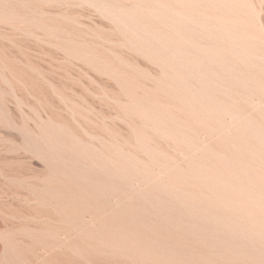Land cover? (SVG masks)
<instances>
[{"label":"rangeland","instance_id":"374dc122","mask_svg":"<svg viewBox=\"0 0 264 264\" xmlns=\"http://www.w3.org/2000/svg\"><path fill=\"white\" fill-rule=\"evenodd\" d=\"M222 105L227 106L226 112H223L224 107L219 111ZM232 109L241 111L240 122L235 118L238 111L235 114ZM263 116L264 0H0V264H152V261L153 264H178L179 260V264H201L203 260L209 262L210 258L214 261L215 257L214 263L209 264H216L222 261L218 260L221 252L229 254L220 256L227 258L223 261L232 264L239 253H243V260L240 262L239 255L236 264H252L260 255L259 264H264V231H260L264 215H255L259 220L246 212L250 213V209L252 213H262L264 209V203H257L259 198H256L264 197L260 195H264ZM243 117L245 122L249 120L243 129L250 125L245 130L256 132L255 139L248 136L251 141L244 140L247 131L240 127ZM231 120L238 124H230ZM233 125L241 131L237 135H243L237 136ZM260 145L263 151H259ZM246 146L259 149L261 153L252 151L263 157ZM247 153H253L252 158ZM221 155L233 163L223 157L221 160L225 162L220 161ZM247 155L251 159L255 157L254 161ZM217 158L222 164L236 165L229 168L224 164L226 171L237 170L240 176L231 175L230 170L227 173L240 183H234V177L229 176L232 181L227 178V173L223 179L224 165L222 174L221 169H217L220 168ZM235 159H240L237 161L241 165L244 159L255 163L244 162L243 168L248 164L245 173ZM237 167L241 170L235 169ZM158 168L163 170L162 174H156ZM250 168L253 173L257 172L256 176ZM198 169L205 173L201 181L208 178L205 184L200 182L208 189L221 177L224 182L222 179L219 182L231 181L230 187L216 182L214 188L222 185L218 188L222 194L217 188H212L211 193L205 186L199 189L196 180L200 181L202 174ZM255 169L262 170V174ZM210 174L217 175L216 179ZM163 175L172 176L174 182L170 177L171 181L168 177L165 180ZM255 178L261 179L256 181L258 186L254 184ZM247 180L254 182L249 184ZM164 185H170V189ZM225 186L231 191L229 199ZM173 187L177 189L174 191ZM181 187L187 192L185 196L184 191L180 192ZM251 189L254 192L258 189L259 193L255 192L258 195L253 197L256 202L246 193L242 194L246 191L254 194ZM216 193L221 199L214 196ZM203 194L205 198L211 195L216 200L217 197L219 203L209 196L212 203L208 204ZM183 198L185 201L190 198V202L198 199L203 206L191 204L189 200L184 204ZM234 198L239 202L245 199L244 207L247 200L252 199L253 203L249 202L247 210L242 212L243 217H250L247 221L245 217L244 221H238L243 220L240 212L244 209L241 202L240 205L237 200L233 203ZM220 200H225L226 205L230 200V207L242 208L238 207L239 211L233 209L237 207L232 208L239 212L233 215L238 222L231 219L232 209L228 208L232 213L227 211L229 217H225L224 206L228 205ZM213 204L215 210L211 208ZM256 206L262 209L259 207V211ZM193 208L201 212L191 213L195 211ZM221 208H224L223 213ZM216 211L225 215L224 218ZM172 212L176 215L170 216ZM203 212H207V216ZM178 214L185 218L176 217ZM195 214L197 217H193ZM211 214L215 215L210 217ZM216 214L223 218L225 225ZM203 217L210 222L202 220ZM212 217H217L219 222L215 223ZM251 218L257 224L249 221ZM168 219L172 221L167 225ZM225 219L237 222L241 228L249 227L248 231L236 228V224ZM189 221L203 229L194 224L192 227L191 223L187 225ZM181 222L184 230L180 229ZM214 224H219L217 229ZM226 225L235 232L222 230ZM175 226L185 239L176 235ZM187 227L192 231L191 236L187 235ZM261 228L263 230L264 225ZM204 230L208 232L203 233ZM226 230L233 232L232 237L235 234L234 239ZM192 233L202 242L196 241L198 238ZM137 235L140 238L144 235L145 241L141 242ZM247 236L252 239L245 238ZM157 237H161V241ZM169 238H177L179 245L174 246L176 241L171 239L173 243L168 245ZM207 238L217 239V246L214 242L213 247L212 239L208 243ZM226 238L233 239L231 245ZM162 240L168 247L163 248V243L160 246ZM223 240L229 242L228 246L227 242L221 244ZM178 242L184 247L179 248ZM194 242L201 244L198 247ZM204 244H209L210 249ZM233 244L237 252L235 246L231 247ZM239 245L247 248V257L245 252H239L244 250ZM221 246L232 248L233 256L230 255L232 249L224 251ZM168 248L184 257L174 256ZM195 248L202 252L196 250L195 253ZM164 250H169L165 253L169 258H165L172 257L171 262L164 257L156 260L165 255ZM151 251L159 252L155 258L153 254L149 258ZM136 252L144 257L137 256ZM203 252L205 255L199 257ZM250 252L255 255L249 256ZM192 253L197 254L196 260L204 256L200 259L202 262L195 258L190 260ZM210 253L219 256L213 258ZM185 254L187 258L189 254L187 262L182 261L187 259ZM227 262L225 264H230Z\"/></svg>","mask_w":264,"mask_h":264},{"label":"bare ground","instance_id":"6f19581e","mask_svg":"<svg viewBox=\"0 0 264 264\" xmlns=\"http://www.w3.org/2000/svg\"><path fill=\"white\" fill-rule=\"evenodd\" d=\"M228 13H229V12H228ZM240 37H241V36H240ZM250 38H251V37H250ZM236 54H237V53H236ZM249 56H250V55H249ZM253 58H254V57H253ZM236 60H237V59H236ZM194 72H195V71H194ZM196 72H197V71H196ZM174 73H175V72H174ZM196 74H197V73H196ZM201 74H202V73H201ZM246 74H247V73H246ZM178 80H179V79H178ZM252 84H253V83H252ZM247 87H248V86H247ZM194 88H195V87H194ZM199 88H200V87H199ZM260 88H261V86H260ZM262 88H263V87H262ZM206 90H207V89H206ZM212 91H213V90H212ZM229 91H230V90H229ZM213 96H214V95H213ZM216 96H217V95H216ZM196 97H197V96H196ZM219 97H220V96H219ZM221 97H222V96H221ZM211 99H212V97H211ZM197 100H199V99L197 98ZM209 100H210V99H209ZM199 101H200V100H199ZM212 102H214V101H212ZM209 103H210V102H209ZM219 103H222V101L219 102ZM219 103H218V105H221V104H219ZM258 103H259V102H258ZM260 103H261V102H260ZM211 104H213V103H211ZM214 105H215V104H214ZM211 106H213V105H211ZM215 106L217 107V104H216ZM216 107H214V108H216ZM218 107H219V106H218ZM223 107H224L225 110H223ZM225 107H227V106H226V105H224V106L222 105V107H219V111H222V110H223V112H226V111H227V110H226L227 108H225ZM220 108H222V110H221ZM216 110H217V108H216ZM232 110H233V109H232ZM228 111H229V109H228ZM233 111H234V110H233ZM233 111H231V114L233 113ZM237 111H238V110H236V112L234 111L235 114L237 113ZM229 113H230V111H229ZM239 113H241V111H240V112L238 111V115H237V117H235V118H237V119L239 118V119H238V122H240V120H241V119H240V118H241L240 116L242 115V114H241V115L239 116ZM243 114H244V113H243ZM224 115H225V114H224ZM233 115H234V114H233ZM233 115H230V116L234 117ZM225 116H226V115H225ZM238 116H239V117H238ZM243 116H244V115H243ZM214 117H215V116H214ZM263 117H264V116H263ZM263 117H261V118L263 119ZM229 118H230V117H229ZM229 118H228V119H229ZM246 118H247V117H246ZM248 118L251 119L249 116H248ZM230 119H231V118H230ZM233 120H235V119H233ZM243 120H244V117H243ZM228 121H229V120H228ZM235 121H236V120H235ZM235 121H234V122H235ZM248 121H249V120H248ZM248 121L246 120V122H248ZM263 121H264V120H262V122H263ZM229 122H230V121H229ZM234 122H232V120H231V123H230V124H233ZM238 122H237V123L235 122V123L238 124ZM241 122H242V121H241ZM246 122H245V120H244V123L242 122V124H241L242 126H240L242 129H243V125H245ZM250 123H251V122L247 123V125L250 124ZM252 124H253V123H252ZM239 125H240V124H239ZM234 126H235V125L232 126V127H233V130H234V128H235ZM236 126H237V125H236ZM249 126H250V125H248L247 128H250ZM252 126H254V124H253ZM240 127L238 126L237 128L240 129ZM245 127H246V126H245ZM245 127H244L243 131H244L245 129H247V128H245ZM256 127L261 128L260 126H256ZM251 128L253 129L254 127H251ZM258 128H257V130H258ZM230 129H232V128H230ZM261 129H262V128H261ZM235 130H236V128H235ZM230 131H231V133H232V130H230ZM236 131H237V132H234V131H233V132L236 133V135H237V133H238L239 130H236ZM246 131H247L248 135H247V133H246V135H247V137H246V135L244 134V138H245L244 140H245V141L247 140L248 136H254V139H255L256 132H253V130H250V132H248L249 130H245L244 132H246ZM251 131H252L253 133H252L251 135H249V133H251ZM260 131H261V130H260ZM262 131H264V130H262ZM239 132H241V131H239ZM239 134H240V133H239ZM239 134H238V135H239ZM253 134H254V135H253ZM238 135H237V136H238ZM240 135H243V134H240ZM258 135H259V134L257 133V137H259ZM261 136H263V135H261ZM261 136H260V138H261ZM170 137H171V136H170ZM242 137H243V136H242ZM263 138H264V136H263ZM248 139H249V138H248ZM251 139L253 140L252 137H251ZM249 140H250V139H249ZM249 140H248V141H249ZM262 140H264V139H262ZM250 141H251V140H250ZM233 144H234V143H233ZM164 145H165V144H164ZM234 145H236V144H234ZM253 146H254V145H253ZM253 146H251V147H253ZM257 146H258V145H257ZM257 146L255 145L254 148H257ZM237 147H238V146H237ZM261 147H262V145H260L258 148L261 149ZM245 148H249L251 151L254 149V148L251 149L250 147H247V146H246ZM263 148H264V143H263ZM154 149H155V148H154ZM234 150H235V149H234ZM254 150H255V149H254ZM257 150H259V149H257ZM257 150H255L257 153H261V152H258ZM263 150H264V149H263ZM263 150L261 149V150H259V151H263ZM255 151H252V152L255 153ZM162 152H163V151H162ZM174 152H175V151H174ZM236 152H237V151H236ZM236 152H235V153H236ZM249 152H250V151H249ZM239 153H241V152H239ZM245 153H246V152H245ZM253 153H251V155H253ZM158 154H159V153H158ZM247 154H248V153H247ZM262 154L264 155L263 152H262ZM262 154H258V155L261 157ZM248 155L252 158V156H251L250 154H248ZM248 155H247V156H248ZM255 155H257V154L255 153ZM258 155H257V156H258ZM263 155H262V157H263ZM249 156H248V157H249ZM222 157L224 158L223 155H221V157H219V158H220V161H222V162L224 161V162H225V160H226L227 158H226V159L224 158L225 160H223V159L221 160ZM250 157H249V158H250ZM260 157H259V158H260ZM244 158H245V157H244ZM251 158H250V159H251ZM254 158H255V157H254ZM254 158L251 159V160L254 161ZM259 158H258V160L255 159V161L257 160L256 162H258V163H259V161H260ZM263 158H264V157H263ZM261 159H262V158H261ZM229 160H230V159L228 158V160H226V162H227V161L229 162ZM231 160H232V157H231ZM235 160L237 161V160H240V159H235ZM242 160H243V159H242ZM245 160H246V159H244L242 165L237 161V162H238V165H240V168H241V167L243 168L244 162H248L249 165H250V162L253 163V164L255 163V162H252L251 160H246V161H245ZM262 160H263V159H262ZM262 160H261V163H262ZM118 161H119V160H118ZM198 161H199V159H198ZM208 161H209V160H208ZM216 161H217L218 164H217V163H214L213 165H215V164L219 165L220 161H218V158L216 159ZM216 161H215V162H216ZM249 161H250V162H249ZM193 162H195V161H193ZM193 162H192V164H193V166H194V163H193ZM199 162L201 163L202 161H199ZM222 162L220 163V166H219L220 168H217V169L220 170L221 167H223L224 164H226V166L228 165L227 163L222 164ZM234 162H235V161H234ZM237 162H235V163H237ZM263 162H264V160H263ZM196 163H197V161H196ZM202 163H203V162H202ZM229 163H233V162H229ZM258 163H256V164H258ZM204 164H207V163L204 162ZM246 164H247V163H246ZM246 164H245V166H244V168H243V171L247 168V165H248V164H247V165H246ZM208 165H209V164H208ZM217 165H215V166L217 167ZM229 165H230V164H229ZM229 165H228L229 168L232 167L233 165L236 167L235 164H233V165H231V166H229ZM261 165L264 166V163L261 164ZM261 165H260V166H261ZM154 166H155V165H154ZM190 166H191V165H189V167H190ZM197 166H198V165H197ZM215 166H214V167H215ZM226 166L224 165V167H223V170H224V173H225V174H223V170H222V169L220 170V172H222V174H223L222 176L226 175V173L229 172V170L232 171V172H230L231 175H233L234 173H235V175H237V176L239 175V174H236L237 170H235L236 172L234 171V173H233V170H231V169H229L228 171H226V170L228 169V168L226 169ZM256 166H257V165H256ZM258 166H259V164H258ZM260 166H259V167H260ZM200 167H201V166H200ZM202 167H203V166H202ZM245 167H246V168H245ZM156 168H157V167H156ZM160 168H161V167H160ZM190 168H191V167H190ZM192 168H193V167H192ZM194 168H195V167H194ZM194 168H193V169H194ZM206 168H207V167H206ZM206 168H204V169H206ZM224 168H225V169H224ZM252 168H254V167H252ZM142 169H143V168H142ZM188 169H189V168H188ZM207 169H208V168H207ZM232 169H233V168H232ZM235 169H239V167H237V168H235ZM247 169H248V168H247ZM263 169H264V168H263ZM143 170H144V169H143ZM155 170H156V169H155ZM158 170H159V168H158ZM195 170H196V169H195ZM210 170H211V169H210ZM239 170H241V169H239ZM250 170H251V168H250ZM255 170L259 171V173H261V174H262V172H263V171L260 170V169H259V170H258V169H255ZM162 171H163V170H162ZM162 171L159 170L160 173L157 171L158 173L156 172V174H162ZM165 171H166V169H165ZM165 171H164V173L166 174ZM198 171H200L201 174H202V172H203L202 170H199V169H198ZM201 171H202V172H201ZM211 171H212V170H211ZM211 171H210V172H211ZM225 171H226V172H225ZM252 171H253V170H251L250 172H252ZM260 171H261V172H260ZM191 172H192V170H191ZM193 172L195 173L194 170H193ZM206 172H207V171H206ZM215 172H216V171H215ZM238 172L242 174V171H238ZM244 172L246 173L247 171L245 170ZM250 172H249V175L253 173V172H252V173H250ZM99 173H100V172H99ZM212 173H213V171H212ZM212 173H211V174H212ZM217 173H218V172H217ZM217 173H216V174H217ZM255 173H257V172L255 171ZM255 173H253L252 175H254ZM203 174H205V173H203ZM203 174H202V175H199V178H198V179H199L200 181H197V180H196V179H197V176H196V179H195V180H196L197 183L199 182V183H198L199 185L201 184L200 182H203V183H204L205 180H208V178H207V179L201 181L200 178H202L201 176H203ZM211 174H210V176H214V175H215V173H214V175H211ZM230 174L227 173V176H228L227 178H229V176H231ZM247 174H248V173H247ZM261 174L259 175L260 178H262V177H261ZM168 175H170V174H168ZM168 175H167V176H164V175H163V176L165 177V178H164L165 180H166V177H168V178H169V177H170V178L172 177V176H168ZM194 175H195V174H193V176H194ZM208 175H209V171H208L207 176H208ZM217 175H218V174H217ZM217 175H216V176H217ZM256 175H257V174H255L254 176H256ZM156 176H158V175H156ZM163 176H162V178H163ZM216 176H214L215 179H216ZM218 176L220 177V175H218ZM239 176H240V175H239ZM243 176H244V177H243V179H244V178H245V175H243ZM254 176H250V177H254ZM174 177H176V176H173V178H174ZM204 177H205V175H204ZM219 177H217V178H219ZM225 177H226V176H224L223 179H224ZM232 177H234V176H231V178H232ZM257 177H258V176H257ZM257 177H256V178H257ZM159 178H161V177L159 176ZM170 178H169V179H170ZM194 178H195V176H194ZM227 178H226V179H227ZM231 178H229V179L231 180ZM234 178H235V177H234ZM234 178H233V179H234ZM256 178H255V182H254V181H252V182H254V184L257 183V186H258V182H256V181H259V182H260L261 179H257V180H256ZM258 178H259V177H258ZM164 179H163V180H164ZM169 179H167V180H169ZM171 179H172V178H171ZM171 179H170V181H171ZM176 179H177V178H176ZM202 179H203V178H202ZM210 179H211V177H209V180H210ZM212 179H213V177H212ZM221 179H222V177H221ZM221 179H219L218 181H217V179H216V182H218V183H220V184L222 183V185L224 184V185H227L228 187H230V183H231L232 180H231V181H228V182H230V183L227 184V183H223V182H224L223 179H222L223 182H219V181H221ZM237 179H238V178H237ZM237 179H236V178L234 179V180H235L234 183H236V182L240 183L239 179H238V180H237ZM172 180H173L172 182H174L175 179H172ZM227 180H228V179H227ZM236 180H237V181H236ZM245 180H246V178H245ZM253 180H254V178H253ZM263 180H264V177H263V179H262V183L264 184ZM191 181H192V180H191ZM212 181H214V180H212ZM248 181H249V180H247V182H248ZM176 182H177V181H176ZM206 182H207V181H206ZM216 182H215V183H216ZM225 182H227V181H225ZM241 182H242V180H241ZM252 182H251V180H250V183H252ZM166 183H167V181H166ZM194 183H195V182H194ZM194 183H193V184H194ZM203 183H202V184H203ZM215 183H213V185H212V183H211V184L208 183L209 185H212V186H213V187L211 186L210 189H208V187H206V186L204 185L205 183H204L203 185L201 184L202 187H200L199 185H198L197 187H199V189L201 188V189L203 190V187L205 186V187L207 188L206 190H209V192H210V191H213V190L216 189V188H217V189L219 188V185H220V184H217V187L214 188V187L216 186ZM243 183H244L246 186H245ZM243 183H241V185H244V187H245V189H246V187H247V183L244 182V180H243ZM248 183H249V182H248ZM250 183H249V184H250ZM262 183H261V185H262ZM170 184H171V183H170ZM174 184H175V183H174ZM236 184H237V183H236ZM249 184H248V185H249ZM259 184H260V183H259ZM167 185H168V184H167ZM167 185H164V186H165L166 188H169V189H170V187H169L170 185H169L168 187H167ZM176 185H178V184H176ZM176 185H174V186H176ZM181 185H182V184H181ZM194 185H195V184H194ZM196 185H197V184H196ZM222 185H220V186L222 187ZM251 185H252L253 187H255V185H253V184H251ZM130 186H131V185H130ZM172 186H173V185H172ZM172 186H171V187H172ZM188 186H189V185H188ZM227 186L224 187V190H225V192L227 191L226 193H227V197H228V199H229L230 197H229L228 193H231V191H230V192L228 191V189H230V188L227 189V188H226ZM249 186H250V185H249ZM252 186H250V187H252ZM263 186H264V185H263ZM183 187H184V186H183ZM205 187H204V188H205ZM221 187H220V188H221ZM239 187H240V188H239ZM244 187H243V188H244ZM173 188H174V187H173ZM173 188H172V189H173ZM175 188H176V187H175ZM175 188H174V191H175ZM193 188H194V187H193ZM212 188H213V190H211ZM225 188H226V189H225ZM232 188H233V186H232ZM243 188H242V190H243ZM262 188H263V187H262ZM176 189H177V188H176ZM179 189H180V186H179ZM183 189H184V188H183ZM238 189H241V186H238L237 190H238ZM245 189H244V191H245ZM259 189H260V188H259ZM263 189H264V188H263ZM263 189H262V190L260 189V191H263ZM222 190H223V189H222ZM231 190H232V189H231ZM233 190H234V189H233ZM233 190H232V191H233ZM235 190H236V189H235ZM237 190H236V192H237ZM242 190H241V191H242ZM246 190H247V189H246ZM251 190H253V192H254V189H251ZM251 190H250V192H251ZM255 190H256V188H255ZM178 191H180V190H178ZM178 191H177V193H178ZM183 191H184V190H182V187H181V191H180V192H183ZM185 191H186V190H185ZM185 191H184V193H182V194H184V196H185V194L187 193V192H185ZM194 191H196L195 188H194ZM194 191H193V195H194ZM215 191H216V190H215ZM215 191H214V192H215ZM218 191H220V189H218ZM218 191H217V192H218ZM239 191H240V190H238V193H241V192H239ZM257 191H258V189H257ZM257 191H255V192H256V193H259V192H257ZM101 192H102V191H101ZM188 192H189V191H188ZM191 192H192V191H191ZM197 192H199V191H197ZM200 192H201V190H200ZM202 192H203V193H204V192L207 193V191H202ZM209 192H208V193H209ZM220 192H221V194H222V191H220ZM220 192H219V193H220ZM225 192H223V194H224ZM233 192H234V194H235V191H233ZM247 192H248V191L243 192L242 194H245V193H246V194H247L249 197H251V198H253V197L255 198L256 195H258V194L255 195V192H254V194L251 193V195L248 194ZM263 192H264V191H263ZM177 193H175L174 195H175V196L178 195ZM189 193H190V192H189ZM210 193H211V192H210ZM212 193H213V192H212ZM226 193H225V195H226ZM238 193H237V194H238ZM180 194H181V193H180ZM195 194H197V193H195ZM234 194H230V196H232V195L234 196ZM242 194H241V195H242ZM246 194H245V195H246ZM124 195H125V194H124ZM172 195H173V194H172ZM174 195H173V196H174ZM191 195H192V194H191ZM197 195H200V194L198 193ZM201 195H202V194H201ZM201 195H200V196H201ZM235 195H236V194H235ZM239 195H240V194H238V196H239ZM245 195H244V196H245ZM253 195H254V196H253ZM260 195H261V198L264 196L263 193H261ZM143 196H144V195H143ZM186 196H187V195H186ZM205 196H208V195H205ZM209 196H210V199H212V198H211V195H209ZM209 196H208V197H209ZM214 196H217V193H216ZM233 196H232V197H233ZM242 196H243V195H242ZM145 197H147V196H145ZM177 197H179V196H177ZM180 197L182 198L181 195H180ZM187 197H189V196H187ZM203 197H204V194H203ZM203 197H201V198H203ZM208 197H206V198L204 197V199H206L205 202L208 200L207 203L209 204L211 201L208 199ZM212 197H213V196H212ZM217 197H218V196H217ZM217 197H215L216 200H217ZM219 197H221V196H219ZM219 197H218V198H219ZM227 197L224 196V198H227ZM232 197H231V198H232ZM234 197H235V196H234ZM239 197H240V196H239ZM245 197H247V196H245ZM181 198H179V200H180ZM201 198H200V200H201ZM236 198H237V196H236ZM242 198H243V197H241V199H242ZM251 198H250V199H251ZM254 198H253V202H256L258 198L260 199L259 195L256 197L257 199L254 200ZM163 199H164V198H163ZM176 199H178V198H176ZM184 199H185V198H183L182 200H184ZM189 199H190V198H189ZM189 199H188V200H189ZM191 199H192V198H191ZM195 199H196V198H195ZM219 199H221V198H219ZM228 199H227V200H228ZM234 199H235V198H234ZM239 199H240V198H239ZM247 199H248V198H247ZM250 199L247 200V204H246L247 206H245V207H248V203H249V202H252V201H251L252 199H251V200H250ZM259 199H258L257 203H258L259 201H261V202H259V203H264V202H262L263 199H264V197H263L262 200H261V199L259 200ZM186 200H187V199H186ZM188 200H187V201H188ZM192 200H193V201H191V202H193V203H191L190 200H189V202H190L191 204H195V205H196V203H197V204L199 203L197 206H199V205H200V206H203V205H201L202 203L200 204V202L197 201L198 199H197L196 201H195L194 199H192ZM212 200H215V199H212ZM216 200H215V201H216ZM232 200H233V199H232ZM236 200L239 202L238 199H235L233 203H236V202H237ZM148 201H149V200H148ZM163 201H164V200H163ZM174 201H175V200H174ZM184 201H185V200H184ZM184 201H183V202H184ZM187 201H185L184 204H185ZM194 201H195V203H194ZM201 201H202V200H201ZM209 201H210V202H209ZM220 201H222V200H220ZM245 201H246V200L244 199V202H245ZM180 202H181V201H180ZM203 202H204V201H203ZM205 202H204V203H205ZM213 202H214V201H213ZM222 202L224 203L225 200L222 201ZM226 202H227V201H226ZM230 202H231V201L229 200V203H230ZM240 202H241V201H240ZM240 202L238 203L239 205H240L243 201H242L241 203H240ZM244 202H243V203H244ZM253 202H252V203H253ZM151 203H152V202H151ZM211 203H212V202H211ZM215 203H216V202H215ZM218 203H219V201L217 200V204H218ZM229 203L227 204L228 206H229ZM243 203H242V206H243V209H244V210H242V208H241L240 206H238V205H235V206H232V205H231L232 207H230V206L228 207V206L224 203L227 207L224 206V208L226 209V211L224 212L226 216H225V215H223V216H225V217H229L228 215H229L230 213H232L231 210H229V209H232L233 207H237V208H233V209L239 211V210H238V207H239V208H241L240 210H242L240 213H241V216L243 217L242 212H244L245 210H247V209H245ZM245 203H246V202H245ZM245 203H244V204H245ZM186 204H188V202H187ZM217 204H216L215 206L218 208ZM159 205H160V204H159ZM159 205H158V206H159ZM174 205H175V204H173V208H174ZM206 205H207V204H206ZM254 205H255V203H254ZM254 205H253V206H254ZM258 205H259V204H258ZM175 206H176V205H175ZM189 206H190V205H189ZM193 206H194V205H193ZM193 206H191V207H193ZM213 206H214V204L211 205V208L214 209ZM219 206H220V207L223 206L222 203H221V205H219ZM249 206H252V204H250ZM165 207H166V206H165ZM186 207H188V206H186ZM191 207H190V208H191ZM194 207H195V206H194ZM209 207H210V205H208V208H209ZM216 207H215V208H216ZM256 207H257V206H256ZM256 207H255V208H256ZM259 207H261V209H262V206H259ZM259 207H257V209H258ZM263 207H264V206H263ZM136 208H137V207H136ZM162 208H163V207H162ZM175 208H176V207H175ZM199 208H200V207H199ZM224 208H223V209L221 208V212L224 211ZM228 208H229V209H228ZM255 208L253 207V210H255ZM171 209H172V207H171ZM193 209H194V208H193ZM193 209H192V210H193ZM196 209H197V208H195V209H194L195 211H192L191 213H195V212L198 213V212L200 211V210L198 211V209H197V210H196ZM204 209H207V208L204 207ZM218 209H219V208H218ZM227 209H228V210H227ZM233 209H232V210H233ZM259 209H260V208H259ZM259 209H258V210H259ZM261 209H260V210H261ZM158 210H160V209H158ZM172 210H173V209H172ZM178 210H179V209H178ZM207 210H208V209H207ZM209 210H211V209H209ZM214 210H215V209H214ZM219 210H220V209H219ZM260 210H259V211H260ZM160 211H161V210H160ZM168 211H169V209H168ZM175 211H176V209H175L173 212H175ZM179 211H180V210H179ZM190 211H191V210H190ZM190 211H189V212H190ZM202 211H203V210H202ZM204 211H205V210H204ZM212 211H213V210H212ZM227 211H228V212L230 211L229 214H228ZM237 211H234V210H233V214H232L231 219H234V218H233L234 213H235L236 215L239 214V212H237ZM249 211H250V213H252V210L249 209ZM138 212H139V211H138ZM140 212H141V211H140ZM170 212H171V211H170ZM173 212L171 213L170 216H172V215H176V213L174 214ZM180 212H181V211H180ZM200 212H201V211H200ZM216 212H218V211H216ZM236 212H237V213H236ZM246 212L248 213V216L252 215V217H255V215H258V214H260V215H264V214H262V213L264 212V209H262V213H260L261 211H260L259 213H255V212H257V211H254L252 214H250L248 211H246ZM246 212H245V213H246ZM203 213H204V212H203ZM206 213H207V212H206ZM206 213H204L203 215H205ZM210 213H211V212H210ZM210 213H209V214H210ZM218 213H219V212H218ZM222 213H223V212H222ZM226 213H227L228 215H227ZM254 213H255V214H254ZM181 214H182V213H181ZM184 214H185V213H184ZM220 214H221V213H219V216H222V215H220ZM253 214H254V215H253ZM144 215H145V214H144ZM158 215H159V214H158ZM168 215H169V214H168ZM195 215H196V214H195ZM203 215H202V214H200V215L198 214V216H203ZM213 215H215V214H213ZM213 215L211 214V215H209V216L211 217V216H213ZM246 215H247V214H246ZM153 216H155V215H153ZM166 216H167V215L165 214V217H166ZM180 216H181V215L178 214V216H176V217H178V218L181 219L182 217H180ZM182 216H183V215H182ZM206 216H207V214H206ZM209 216H208V217H209ZM216 216H218V214H216ZM219 216H218V217H219ZM223 216H222V217H223ZM239 216H240V215H239ZM248 216L245 217V215H244L245 219H246ZM168 217H169V216H168ZM193 217H197V215H196V216H193ZM210 217H209V219H210V221H211V218H210ZM244 217H243V220H242V218H241V220H238V221H239V222H240V221H244V220H245ZM262 217H263V216H262ZM262 217H260V218H262ZM166 218H167V217H166ZM174 218H175V217H174ZM184 218H185V217H184ZM184 218H182V219H184ZM200 218H201V217H200ZM216 218H217V217H216ZM216 218H215V217H214V218L212 217V219H216ZM223 218H224V217H223ZM223 218H220V217H219V220L222 219L221 221L223 222V221H224ZM235 218L238 219V217H236V216H235ZM239 218H240V217H239ZM249 218H250V217H248L247 219H249ZM255 218H258V219H259V217H257V216H256ZM152 219H153V218H152ZM189 219H190V218H189ZM229 219H230V218H229ZM247 219H246V221H247ZM258 219H257V220H258ZM165 220H167V219L164 218V221H165ZM170 220H171V219H168L167 225H168V223L170 222ZM195 220H196V219H195ZM197 220H199V219L197 218ZM202 220H205L204 217L202 218ZM202 220H200V221H202ZM206 220H207V222H208V218H207V217H206ZM206 220H205V221H206ZM219 220L217 221V219H216V220H213V221H215V223H217V222H219ZM234 220H235V219H234ZM254 220H255V219H254ZM254 220H252V218H251V220H249V221H252V223L257 224V223H255L256 220H255V222H253ZM259 220H260V219H259ZM261 220H262V219H261ZM164 221H163V222H164ZM171 221H172V220H171ZM175 221H176V220H175ZM175 221H173V223H176L178 220H177L176 222H175ZM179 221H182V220H179ZM184 221L186 222V220H184ZM191 221H192V220H191ZM210 221H209V222H210ZM225 221L230 223V221H228V220H226V219H225ZM235 221H237V220H235ZM238 221H237V222H238ZM246 221H245V222H246ZM262 221H263V220H262ZM93 222H94V221H92V223H93ZM165 222H166V221H165ZM209 222H208V223H209ZM237 222L233 223V221H232L233 224H236ZM259 222H261V221H259ZM92 223H91V224H92ZM142 223H144V222H142ZM158 223H159V222H158ZM173 223H172V224H173ZM179 223H180V222H179ZM190 223H191V222L189 221V223H187V225H188V224L190 225ZM197 223H198V222H197ZM197 223H196V224H197ZM213 223H214V222H213ZM224 223H225V222H223V224H224ZM232 223H230V224H232ZM247 223H249V222H247ZM261 223H262V222H261ZM154 224H155V223H154ZM164 224H165V223H164ZM169 224H171V222H170ZM191 224H192V227H193V224H194V223H191ZM220 224L222 225V223H220ZM226 224H228V223H226ZM233 224H232V225H233ZM239 224H240V223H239ZM243 224H244V222H243ZM182 225H183V224H182V222H181V226H182ZM194 225H195V224H194ZM217 225H219V224H216V225L214 224V227L216 226V227H215L216 229H217ZM224 225H225V224H224ZM236 225H237V224H236ZM245 225H247V224H245ZM245 225H244V226H245ZM263 225H264V224H262L261 226L263 227ZM157 226H158V224H157ZM165 226H166V225H165ZM183 226H184V225H183ZM183 226H182V228H180L181 230H184V227H185V226H184V227H183ZM190 226H191V225H190ZM190 226H189V227H190ZM195 226H196V227H199V225H195ZM226 226H227V225H226ZM226 226H224V227L222 226V227H223L222 230H223L224 228L227 229V230H231V231L233 230V229H231V227H229V226H227V227H229L230 229L226 228ZM240 226H242V225H239V226L237 225L236 228L239 227V229H241V230L244 229V231H245V229L247 228L246 230L248 231V228H249V227L245 226L246 228H243V227L241 228ZM248 226H249V225H248ZM257 226H258V225H257ZM261 226H260V229H261L260 231H264V228H263V230H262ZM166 227H168V226H166ZM192 227H191V228H192ZM196 227H194V228H196ZM258 227H259V226H258ZM136 228H137V227H136ZM170 228H171V227H170ZM194 228H193V229H194ZM200 228H202V226H200L199 229H200ZM232 228H233V227H232ZM252 228H253V227H252ZM255 228H256V226H255ZM255 228H254V229H255ZM160 229H161V228H160ZM176 229H178V228H176V226H175V230H174V231H176ZM180 229H178V230L180 231ZM189 229H190V228H189ZM189 229H188V227H187V231H188ZM202 229H203V228H202ZM239 229H236V230L241 231V230H239ZM149 230H150V229H149ZM170 230H172V229H170ZM178 230H177V231H178ZM197 230H198V228H197ZM197 230H196V231H197ZM222 230H221V231H222ZM227 230H226V231H227ZM256 230H257V229H256ZM258 230H259V228H258ZM177 231H176V235H177V233L181 235V233H180L179 231H178V232H177ZM185 231H186V228H185ZM193 231H194V230H193ZM198 231H199V230H198ZM198 231H197V232H198ZM233 231H234V230H233ZM252 231H253V230H252ZM252 231H251V232H252ZM171 232H172V231H171ZM190 232H192V231L189 230V234H187V235H190V234H191ZM197 232H195L196 235L198 234ZM204 232L207 233L208 231H205V230H204L203 233H204ZM227 232H228V231H227ZM227 232H226V233H227ZM234 232H235V231H234ZM236 232H237V231H236ZM241 232H242V231H241ZM241 232H240V233H241ZM255 232H256V231H255ZM258 232H259V231H258ZM165 233H166V232H165ZM172 233H173V232H172ZM172 233H170V235H172ZM193 233H194V232H193ZM193 233H192V236L194 237V234H193ZM199 233H200V232H199ZM215 233H217V232H215ZM247 233H248V232H247ZM249 233H250V232H249ZM253 233H254V232H253ZM253 233H252V234H253ZM263 233H264V232H263ZM156 234H157V233H156ZM182 234H184L183 231H182ZM228 234H230V233L228 232ZM228 234H226V235H228ZM232 234H233V232H232ZM232 234H230L231 237H232ZM236 234H237V233H236ZM238 234H239V233H238ZM238 234H237V235H238ZM254 234H255V233H254ZM259 234H260V233H258V235H259ZM138 235H139V234H138ZM138 235H137L136 237H138ZM163 235H165V234H162V236H163ZM166 235H169V234H166ZM166 235H165V236H166ZM170 235H169V236H170ZM173 235H174V233H173ZM180 235H179V237H180ZM185 235H186V234H185ZM196 235H195L194 238H198V237L200 236V235H197V236H198V237H197ZM211 235H212V234H211ZM211 235H210V237H211ZM224 235H225V233H224ZM230 235H229L228 237H230ZM239 235H240V234H239ZM243 235H244V234H243ZM243 235H242L241 238H243ZM255 235H256V234H255ZM255 235H254V236H255ZM143 236H144V235H143ZM143 236H142V237H143ZM152 236H153V235H152ZM181 236H182L181 238H184L183 235H181ZM190 236H191V235H190ZM207 236H208V234H207ZM218 236H219V234L217 235V237H218ZM234 236H235V234L233 235V237H234ZM240 236H241V235H240ZM250 236H252V235H250ZM142 237H141V238L138 237L137 239H139V238L142 239ZM170 237H172V236H170ZM177 237H178V236H177ZM200 237L204 238L203 235H201ZM200 237H199V238H200ZM205 237H206V234H205ZM228 237H227V238H228ZM233 237H232V238H233ZM252 237H253V236H252ZM256 237H257V236H255V238H256ZM260 237H261V236H260ZM262 237H263V235H262ZM151 238L153 239V237H151ZM159 238H160V239H159ZM185 238H186V237H185ZM185 238H184V239H185ZM199 238L196 239V241H197V240L200 241ZM219 238H221V237H219ZM222 238L225 239L223 235H222ZM222 238H221V239H222ZM227 238H226V239H227ZM245 238L252 239V238H249L248 236L245 237ZM143 239H144V241H145V238H143ZM143 239L141 240V242L143 241ZM149 239H150V237H149ZM157 239L161 241V237H157ZM157 239L155 238V240H157ZM166 239L168 240V238H166ZM166 239H164V240H166ZM170 239H171V238H169V243H170ZM175 239H176V240H172V239H171V240L174 241V242L176 241V243H173V242H172V243L174 244V246H177V245H179V244H177V238H175ZM204 239H205V238H204ZM204 239H202V240H204ZM207 239H208V238H207ZM207 239H206V241H208L209 239H212L211 241H213L212 243H213V247H214V242H215L217 239H215V241H214L213 238H209L208 240H207ZM233 239H234V238H233ZM233 239H232V240H233ZM227 240H228V239H227ZM227 240H226V242H227V246H228V244H229L230 241L233 242L231 239H230V241L228 240L229 242H228ZM244 240H245V239H244ZM136 241H137V240H136ZM146 241H149V240H146ZM150 241H151V239H150ZM181 241H182V240H181ZM184 241H185V240H184ZM184 241H182V242H184ZM209 241H210V240H209ZM211 241L208 242V243H211ZM220 241H221V240H220ZM223 241L225 242V240H223ZM249 241H250V240H249ZM254 241H255V240H254ZM257 241H258V239H257ZM154 242H156V241H154ZM185 242H188V241L186 240ZM189 242H190V241H189ZM200 242H202V241H200ZM200 242H199V244H201ZM204 242H205V240H204ZM224 242L221 243V244H224V245H225L226 242H225V243H224ZM231 242H230V245H231ZM252 242H253V241H252ZM258 242H259V241H258ZM109 243H110V242H109ZM157 243H158V241H157ZM157 243H155V244H157ZM160 243H161L160 246H162V245L164 244V247H163V248H165V246L168 247V245H171V244H172V243H170V244L168 243V245H167V243H165V242L163 243V240H162V242H160ZM160 243H158V245H159ZM162 243H163V244H162ZM178 243H180L179 248L184 247L183 245H182V247H181V244H182L181 242H178ZM234 243H235V242H234ZM259 243H260V242H259ZM115 244H116V243H115ZM140 244H141V243H140ZM143 244H144V243H143ZM149 244H151V242H150ZM175 244H176V245H175ZM184 244H185V243H184ZM187 244H188V243H187ZM194 244H198V243H197V242H194ZM199 244H198V247H199ZM215 244H216V245H215V247H216V246H217V242H215ZM219 244H220V243H219ZM219 244H218V245H219ZM137 245H138V244H137ZM137 245H136V246H137ZM202 245H203V244H202ZM204 245H205L206 247L208 246L207 248L210 249V248H209V244H208V245L204 244ZM230 245H229V246H230ZM240 245H241V244H240ZM240 245H239V246H240ZM248 245H249V244H248ZM114 246H115V245H114ZM227 246L224 247V249L226 248V250L230 251V250L232 249L231 247H234L235 245L233 244V246L230 247L231 249H227V248H229V247H227ZM115 247H116V246H115ZM133 247H134V246H133ZM170 247H171V246H170ZM185 247H187V246H185ZM191 247H192L191 245L188 246V248H190V249H191ZM194 247H195V246H194ZM194 247H193V248H194ZM198 247H197V249H199ZM201 247H203V246H201ZM235 247H236V246H235ZM240 247H241V248H240ZM240 247H238V249H239V248H240V249H243V248H244V247L242 248V246H240ZM134 248L140 249V247H134ZM141 248H143V250L145 249V248L142 247V246H141ZM148 248H149V247H148ZM148 248H146V249H147V250H146L147 253H148V251L150 252V250H148ZM153 248H154V247H153ZM156 248H157V247H156ZM172 248L174 249L175 247H172ZM172 248H170V249L168 248V249L171 250ZM219 248H222V246L219 247ZM248 248H249V247H248ZM250 248H251V247H250ZM262 248H263V247H262ZM149 249H150V248H149ZM175 249H176V248H175ZM197 249L195 248V251H194V250H193V251L196 253V250H197ZM200 249H201V248H200ZM203 249H205V248H203ZM224 249L222 248V250H224ZM235 249H236V250H235ZM245 249H247V248L245 247L243 251H239V252H245ZM133 250H134V249H133ZM169 250H168V251H169ZM181 250H182V249H181ZM183 250H184V249H183ZM201 250H202V249H201ZM201 250H199V251L202 252ZM212 250H213V249L211 248V251H212ZM232 250H233V249H232ZM232 250H231V251H232ZM234 250H235V252H237V247L234 248ZM234 250L232 251L233 253L230 254L231 256H233V254H234ZM134 251H135V250H134ZM140 251H142V250H140ZM140 251H139V252H140ZM144 251H145V250H144ZM159 251H160V250H159ZM159 251H157V252H159ZM161 251H162V250H161ZM165 251H167V250H164V251H163L164 254H165V253H166V254L169 253L168 251H167V252H165ZM172 251H173V250H171V253H173V255L176 256L177 254L174 253L175 251H173V252H172ZM187 251H189V250H187ZM193 251H191V252H193ZM197 251H198V250H197ZM199 251H198V252H199ZM203 251H204V250H203ZM205 251H206V250H205ZM217 251H218V250H217ZM224 251H225V250H224ZM139 252H138V254H139ZM142 252H143V251H142ZM151 252H153V251H151ZM157 252H156V253H157ZM179 252H180V251H179ZM194 252H193V253H194ZM198 252H197V254H198ZM215 252H216V251H215ZM226 252H227V251H226ZM239 252H238V253H239ZM260 252H261V251H260ZM134 253H135V252H134ZM145 253H146V252H145ZM147 253H146V254H147ZM156 253H154V252L151 253L149 258L152 257V254H153V256H154ZM160 253H161V252H160ZM181 253H183V252H181ZM186 253H187V252H186ZM189 253H190V252H189ZM193 253H192V255H191V256H193V257L190 256V258H189V254H187V255H188V258H189L190 260H191V258H195L196 255H197V254H194V255H193ZM212 253H213V252H212ZM228 253H231V252H228ZM246 253H247V252H245V256L247 257V256H248V255H247L248 253H247V254H246ZM256 253H257V252H256ZM142 254H144V252H143ZM142 254H139V255L141 256ZM148 254H149V253H148ZM158 254H159V253H158ZM158 254H157V256H159ZM164 254H163V255H164ZM166 254H165L164 256H162V257H159V258L157 257L156 260L159 259V260L161 261V258H163V257L165 258V256L169 258V256H167ZM190 254H191V253H190ZM200 254H201V253H200ZM210 254H211V253H210ZM217 254H218V253H217ZM217 254H215V256H219V255H217ZM220 254H221L220 256H222V255H223V252H221ZM241 254H242V256H243V253H241ZM241 254L239 253V254L237 255V253H236L235 256L237 255V257H239V255L241 256ZM250 254L252 255L251 252L249 253V256H250ZM136 255H137V252H136ZM139 255H137V256H139ZM160 255H162V254H160ZM169 255H171V254H169ZM178 255H180V253H178ZM178 255H177V256H178ZM181 255H182V254H181ZM181 255H180L179 257H181ZM202 255H205L204 252H203V254L199 255V257H201ZM212 255H213V256H212ZM224 255H229V254H226V253L224 252ZM224 255H223V256H224ZM254 255H255V253H254ZM254 255H252L251 257H253ZM258 255H259V254H258ZM155 256H156V255H155ZM155 256H154V258H155ZM171 256H172V255H171ZM177 256H176V257H177ZM182 256H183V255H182ZM185 256H186V254H185ZM194 256H195V257H194ZM215 256H214V254H211V257L214 258ZM220 256H219V258L217 257L218 260H219V259H222V261H223L224 258H221ZM231 256H230V259H232ZM235 256H234V257H235ZM242 256H241V261L239 260L240 262H242V260H243V259H242V258H243ZM141 257H144V256H141ZM146 257H147V256H145V259H146ZM183 257H184V256H183ZM206 257H207V256H206ZM206 257H205V259H207ZM208 257H209V256H208ZM224 257H225V256H224ZM237 257H236V259H237ZM255 257H257V256H255ZM260 257H261V255H260L259 257L256 258L257 261H258V264L261 262V261L258 260V258H260ZM262 257H263V256H262ZM124 258H125V256H124ZM147 258H148V257H147ZM171 258H172V257H171ZM171 258H170V260H171ZM174 258H175V257H174ZM186 258H187V256H186ZM188 258H187V259L183 258L182 261H185V260H186V262H187ZM197 258H198V257H197ZM197 258H195L194 260H196ZM203 258H204V256H203L202 258H199V260H196V261H199V262L201 261V262H202V260H200V259H203ZM209 258H210V257H209ZM213 258H212V259H213ZM215 258H216V257H215ZM215 258H214V261L216 260ZM248 258H249V257H248ZM143 259H144V258H143ZM176 259H177V258H176ZM176 259H175V260H176ZM210 259H211V258H210ZM210 259H208L209 262H213V263H214V261H212V260L210 261ZM228 259H229V258H228ZM236 259H234V262H235V263L233 262V264H236V263H237V260H236ZM239 259H240V258H239ZM253 259H255V258H253ZM256 259H255V260H256ZM164 260H168L169 262H171V261H170L169 259H167V258H165ZM164 260H163V261H164ZM175 260H173L174 263H175ZM224 260H227V258L224 259ZM245 260H246V259H245ZM245 260H244L243 262H245ZM255 260H254V261H255ZM176 261H177V260H176ZM206 261H207V260H205V261L203 260L202 263L205 262L206 264H209V262L207 261V262H208V263H207ZM222 261H217V262H215V263L217 264V263H219V262H220V263H224V262H225V261H223V262H222ZM231 261H233V259H232ZM239 261H238V262H239ZM249 261H250V260H249ZM252 261H253V260H252ZM257 261H256V262H257ZM263 261H264V260H263ZM146 262H147V260H146ZM148 262H151V261H148ZM148 262H147V263H148ZM152 262L154 263V261H152ZM164 262H165V261H164ZM164 262H163V263H164ZM178 262L180 263L181 260H179ZM178 262H177V263H178ZM226 262H227V261H226ZM226 262H225V263H226ZM256 262H253L252 264H254V263H256ZM153 263H152V264H153ZM157 263H159V262H157ZM179 263H178V264H179ZM189 263H191V262H189ZM189 263H186V264H189ZM197 263H198V262H197ZM202 263H201V264H202ZM213 263H210V264H213ZM225 263H224V264H225ZM227 263L232 264V262H229V261H228ZM155 264H156V262H155ZM166 264H167V262H166ZM169 264H170V263H169ZM171 264H172V263H171ZM175 264H176V263H175ZM182 264H183V263H182ZM184 264H185V262H184ZM193 264H196V263L194 262ZM199 264H200V263H199ZM238 264H242V263H238ZM243 264H244V263H243ZM246 264H248V262H246Z\"/></svg>","mask_w":264,"mask_h":264}]
</instances>
